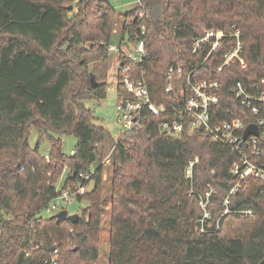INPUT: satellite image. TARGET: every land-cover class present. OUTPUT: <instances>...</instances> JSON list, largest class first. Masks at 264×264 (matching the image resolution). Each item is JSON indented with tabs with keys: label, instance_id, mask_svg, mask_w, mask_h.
<instances>
[{
	"label": "trees",
	"instance_id": "1",
	"mask_svg": "<svg viewBox=\"0 0 264 264\" xmlns=\"http://www.w3.org/2000/svg\"><path fill=\"white\" fill-rule=\"evenodd\" d=\"M73 1L0 0V264H44L55 249L59 264H99L109 198V264H264V182L251 179L229 196L235 154L201 130L163 133L166 116L149 115L142 128L115 141L108 189L101 161L109 132L86 102L107 96L118 12L109 0H79L70 9ZM126 16L121 43L144 38L148 55L125 63L131 75L144 76L157 105L174 102L165 93L171 66L185 64L187 76L205 60L207 51L193 54L190 43L209 29L227 33L236 26L244 42L243 65L217 73L222 48L192 74L220 81L221 108L238 103L230 94L237 81L264 78V0H139ZM125 74H117L119 94ZM32 128L35 146L28 141ZM64 133L77 138L70 156L54 136ZM45 140L48 158L40 153ZM196 158L191 182L185 167ZM92 167L93 188L78 197L88 202L79 222L45 216L62 191L86 184L79 174ZM208 184L214 192L202 223L199 201Z\"/></svg>",
	"mask_w": 264,
	"mask_h": 264
},
{
	"label": "built area",
	"instance_id": "2",
	"mask_svg": "<svg viewBox=\"0 0 264 264\" xmlns=\"http://www.w3.org/2000/svg\"><path fill=\"white\" fill-rule=\"evenodd\" d=\"M139 30L142 36L146 34L144 26H141ZM190 48L193 54L206 50L205 60L191 70L187 76L185 64L169 68L165 93L174 96V102L169 106L154 103L144 76L134 77L130 74L132 65L121 62L118 71L126 74L122 78L125 93L117 92L116 121L120 127L117 138L142 128L151 114L166 116V120L159 126L163 133L180 135L184 131L201 130L210 136L213 142L231 147L235 154L230 167L235 184L230 189V196L243 189L251 179L264 182V78L260 82L249 85L237 81L230 88V94L238 103L221 108L223 96L220 81L208 78L193 79L192 74L213 53L222 48H226L227 51L224 53L223 62L216 70L217 73L237 62L243 65L245 63L244 42L241 38V31L236 26H233L227 33L209 29L202 35L195 36L190 43ZM109 50H115L125 58V61L129 60L137 64L148 55L144 38H140L137 42L127 39L119 47L111 45ZM118 84L119 81L117 86ZM250 125H255L258 133L251 132L245 136ZM74 152L75 150L72 154ZM46 157L48 158L47 155ZM198 161V158L191 160L185 167V177L191 182L194 167ZM94 173L95 169L92 167L87 172H81L79 178L83 181H91ZM85 190L86 185L79 181L52 199L44 207L43 213L53 215L66 209L64 205L71 203ZM213 192V187L208 184V190L200 196L199 202L204 211L202 223L206 217L210 216L208 204ZM228 203L229 197L225 200V204ZM225 212H229V209ZM243 213L247 216L254 215L252 210H245ZM59 258L60 252L55 249L44 259V264H59Z\"/></svg>",
	"mask_w": 264,
	"mask_h": 264
},
{
	"label": "rangeland",
	"instance_id": "3",
	"mask_svg": "<svg viewBox=\"0 0 264 264\" xmlns=\"http://www.w3.org/2000/svg\"><path fill=\"white\" fill-rule=\"evenodd\" d=\"M79 0H74L68 7L72 6L74 9L75 4ZM112 5L115 7L118 17V21L115 25V29L113 30V37H112V46L119 47L121 45V30L124 25V21L128 20L127 13L131 11L135 5L137 4V0H109ZM128 39L126 36L125 40ZM124 40V41H125ZM87 47L90 46L87 44ZM109 69H108V91L107 96L103 99L97 100L93 99L86 102V105L91 108L94 112L95 122L98 124L104 125L109 132V136L106 142V153L103 157L101 163L103 164V180L106 182V185L110 186V181L112 175L114 173V166H113V152H114V143L117 138V135L120 133V127L117 125L116 117H117V73L118 67L120 66L121 62H125V58L115 50L110 51L109 54ZM56 137H60L62 139V149L63 153L66 156L72 155V151L75 149V144L77 142V138L74 134H54ZM28 141L32 146H35L38 142V134L32 128L29 133ZM50 152V143L48 140H45L40 145V153L42 155H47ZM97 164V163H96ZM95 164V165H96ZM69 170L65 168L60 182L58 183V187H61L62 182L67 177ZM94 184V180L86 182V190L83 193H80L76 199H74L71 203L65 204V208L69 211L70 214L78 213L81 214V210L84 209L88 202L83 200L79 201L78 197L80 195H84L87 191L92 190ZM110 190V189H109ZM104 214H103V227L100 234V247H101V257L99 260V264H109V252H110V233H109V218H110V208H111V201L110 198L108 202L104 204ZM44 214V213H43ZM46 216V215H45Z\"/></svg>",
	"mask_w": 264,
	"mask_h": 264
},
{
	"label": "water",
	"instance_id": "4",
	"mask_svg": "<svg viewBox=\"0 0 264 264\" xmlns=\"http://www.w3.org/2000/svg\"><path fill=\"white\" fill-rule=\"evenodd\" d=\"M69 8L72 9V6H70ZM91 82H92V85L94 87L98 86V83H97L94 75H91ZM251 132L258 133V130H257L255 125H250L247 128L245 136H247ZM52 217L59 219V220H63V221L69 220L72 223H78L80 215L78 213L70 214L67 209H63V210L53 214Z\"/></svg>",
	"mask_w": 264,
	"mask_h": 264
}]
</instances>
